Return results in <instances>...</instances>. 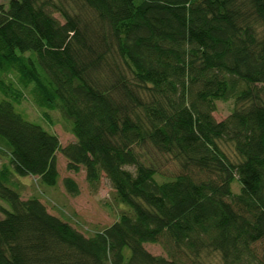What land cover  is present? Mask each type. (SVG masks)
<instances>
[{"label": "trees", "instance_id": "16d2710c", "mask_svg": "<svg viewBox=\"0 0 264 264\" xmlns=\"http://www.w3.org/2000/svg\"><path fill=\"white\" fill-rule=\"evenodd\" d=\"M259 84L264 0L0 3V264H264ZM24 91L75 140L19 113ZM58 152L94 189L109 179L127 206L110 226L86 235L22 197L17 176L57 185Z\"/></svg>", "mask_w": 264, "mask_h": 264}, {"label": "rangeland", "instance_id": "374dc122", "mask_svg": "<svg viewBox=\"0 0 264 264\" xmlns=\"http://www.w3.org/2000/svg\"><path fill=\"white\" fill-rule=\"evenodd\" d=\"M9 1L0 0V3L8 4ZM259 86L264 89V84H259ZM24 93L25 97L21 103H15V109L19 113L29 121L41 125L45 130L57 134L62 146H66L75 140V136L71 131L72 122L70 124L58 109L47 110L50 115V120H47L42 115V109L37 107L29 93L27 91H24ZM2 97V94H0V99ZM233 108V99L218 100L214 116L217 120H222L230 114ZM5 161V157L0 155V165ZM67 164V158L61 152H58L57 165L60 178L57 185L53 187L41 184L36 176H17L16 179L20 183L22 197L27 198L32 195L40 197L50 213L69 221L86 235L110 226L127 209V206L115 199L114 189L109 179L103 175L98 188L94 189L86 179L84 168H81L79 172H74L68 169ZM65 177H72L76 180L79 186L77 195L74 196L67 191L63 182ZM232 187L234 192H239L238 182L235 181ZM0 217H2L1 214ZM145 247L153 254L165 255L159 243H145Z\"/></svg>", "mask_w": 264, "mask_h": 264}]
</instances>
